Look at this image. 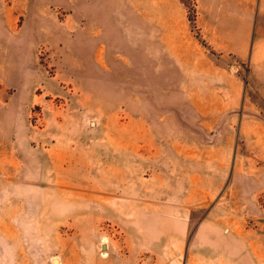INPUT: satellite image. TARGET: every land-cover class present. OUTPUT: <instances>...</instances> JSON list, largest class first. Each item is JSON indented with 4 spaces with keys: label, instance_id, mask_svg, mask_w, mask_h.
<instances>
[{
    "label": "rangeland",
    "instance_id": "obj_1",
    "mask_svg": "<svg viewBox=\"0 0 264 264\" xmlns=\"http://www.w3.org/2000/svg\"><path fill=\"white\" fill-rule=\"evenodd\" d=\"M196 5L0 0V264H264V204L237 223L224 194L172 205L187 151L209 185L223 167L198 154L231 140L233 163L229 120L264 119Z\"/></svg>",
    "mask_w": 264,
    "mask_h": 264
},
{
    "label": "crops",
    "instance_id": "obj_2",
    "mask_svg": "<svg viewBox=\"0 0 264 264\" xmlns=\"http://www.w3.org/2000/svg\"><path fill=\"white\" fill-rule=\"evenodd\" d=\"M196 6V23L210 48L217 53L233 54L242 61H249L245 91L240 87L237 92L240 101L236 103L243 109L264 110V103L247 102L248 97H264V0H197ZM229 108L237 109L236 106ZM228 127L231 128L230 139L233 140L234 133L238 131L243 144L241 150L238 145L233 163L230 158L234 141L214 147V152L212 149L201 151L198 154L199 164L211 168L214 161L223 170L215 169L206 174L210 176L209 183L212 185H208L207 180H202L200 184V175L193 173L190 151H187L182 170L172 173L171 201L174 207H192L196 191L204 200V205L206 200L224 194L228 199L227 217L222 220L224 223L242 222L243 215L258 217L261 204H264V119L229 120ZM223 151L224 158L220 155ZM177 165L178 169L179 161ZM243 179L249 181L245 190L243 183L236 182H243Z\"/></svg>",
    "mask_w": 264,
    "mask_h": 264
},
{
    "label": "trees",
    "instance_id": "obj_3",
    "mask_svg": "<svg viewBox=\"0 0 264 264\" xmlns=\"http://www.w3.org/2000/svg\"><path fill=\"white\" fill-rule=\"evenodd\" d=\"M191 21H192V24L195 25V17L194 16L191 17Z\"/></svg>",
    "mask_w": 264,
    "mask_h": 264
}]
</instances>
